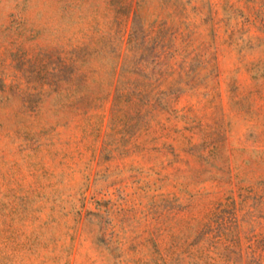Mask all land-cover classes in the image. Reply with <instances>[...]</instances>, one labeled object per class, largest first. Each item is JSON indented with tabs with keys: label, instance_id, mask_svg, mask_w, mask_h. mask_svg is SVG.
<instances>
[{
	"label": "rangeland",
	"instance_id": "obj_1",
	"mask_svg": "<svg viewBox=\"0 0 264 264\" xmlns=\"http://www.w3.org/2000/svg\"><path fill=\"white\" fill-rule=\"evenodd\" d=\"M0 264H264V0H0Z\"/></svg>",
	"mask_w": 264,
	"mask_h": 264
}]
</instances>
